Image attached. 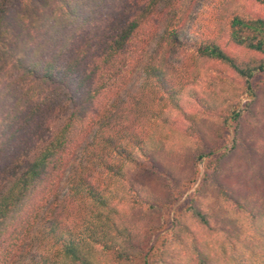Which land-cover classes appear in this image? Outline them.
<instances>
[{"label": "trees", "instance_id": "16d2710c", "mask_svg": "<svg viewBox=\"0 0 264 264\" xmlns=\"http://www.w3.org/2000/svg\"><path fill=\"white\" fill-rule=\"evenodd\" d=\"M195 1L0 0V264H264V15L231 19L239 52L215 38L191 43L188 79L174 58L188 46L183 27ZM201 61L243 81L225 96L224 114L220 101L198 99L201 113L218 115L217 127L183 105L198 96ZM127 65L141 66L142 87L155 96L142 119L123 111L118 74ZM61 108L64 119L46 134ZM172 110L190 122L194 141L168 161ZM229 119L233 144L218 154ZM205 158L193 198L154 248L162 216L142 234L144 219L121 205L160 213L196 181ZM138 175L165 180L164 194L155 197ZM62 183L83 205L76 221L55 202ZM35 233L47 251L32 243Z\"/></svg>", "mask_w": 264, "mask_h": 264}, {"label": "rangeland", "instance_id": "374dc122", "mask_svg": "<svg viewBox=\"0 0 264 264\" xmlns=\"http://www.w3.org/2000/svg\"><path fill=\"white\" fill-rule=\"evenodd\" d=\"M237 13L246 16L264 15V5L260 4L257 0H196L183 27V35L187 36L188 46L176 54L174 58L175 72L180 76L182 75L190 79V71L195 68L192 59V54L195 48L189 47V45L200 39L215 38L226 50L239 52L240 49L229 40L230 21ZM137 61L138 59L133 60L134 64L139 62ZM199 63V79L192 84V88L197 91L198 96L197 98L188 95L185 96L183 99V105L187 110L195 111L199 118L205 120L208 124L217 127L220 118L218 115L210 117L206 110L201 113V110H204V108H202V102L204 100L207 101L214 99L220 101L222 106H220L217 111L218 114H224L226 108L224 102L225 96L233 95L234 92H231L234 87L237 85L242 87L243 81L234 73L228 71L224 65L212 64L205 61ZM15 76L17 75L15 74L14 77ZM141 76L142 71L140 65H127L121 67L120 73L118 74L120 79L119 82L121 83L119 91L121 97L125 98L127 102V104H125L126 109H123V111H125L126 115H129L130 117L136 116L139 119L143 118L146 111L144 102L154 100L155 98L154 94L150 92L149 89H143ZM258 79H256V81H258ZM236 93H241L242 95L243 92H240V89L238 88ZM241 97L244 96L242 95ZM239 98L240 96L238 95V97L235 98L236 101H238ZM198 99H202V102ZM242 99V103L250 100L246 97ZM154 107H156V105ZM65 114L66 109L61 108L52 112L48 116V124L45 125V127H47L45 130L46 134H50V132L56 129L64 119ZM170 118L174 124L170 125L168 130L170 138L167 142V147L171 149L173 148L174 152L171 155L165 156V159L168 161L176 158L174 157V154L177 149H183L185 147L190 148L189 146H191L194 141L192 137L188 136L187 128H189L188 125L190 122L187 121L183 114L176 110H172ZM228 125L229 126L222 132V137L219 139L218 154L229 149L233 144L234 126L231 119L228 120ZM183 153L184 152L181 153V158L179 160L181 162H186ZM208 162L209 159L205 158L198 163V175L196 181L185 186L182 189V194L179 198L160 213H152L153 210H147L146 206H144L143 209L133 208V203H124L121 205L124 210L130 209L132 213H135L136 216L139 217V219H144V221L138 222V224L141 225L142 234H148L150 224H155V221H158L160 216H162L164 221L162 226L152 231L151 234L153 239L151 244H154V248H158L162 245L163 240L168 239L170 236L171 222L174 214L181 208L185 207L193 198L195 190L204 175ZM142 172L143 171L141 170L140 173ZM138 177L150 185L155 197L160 198L164 194L163 188L165 180L163 181L156 177L149 179L148 176L141 175H138ZM59 190L60 194L58 195V198L55 199V202L60 205L59 210L63 209V211L68 213L69 218L72 219H70L71 221H76L77 218H80L83 215V205L79 201L65 197L67 191L65 183L61 184ZM32 243L39 246L43 251H47L50 247L47 238L43 235L39 236L36 233L32 236ZM8 259V261H2V264H26L24 261H16L12 263V259Z\"/></svg>", "mask_w": 264, "mask_h": 264}]
</instances>
